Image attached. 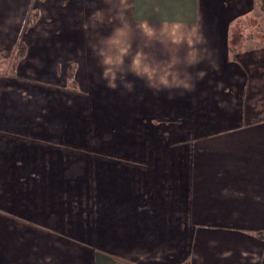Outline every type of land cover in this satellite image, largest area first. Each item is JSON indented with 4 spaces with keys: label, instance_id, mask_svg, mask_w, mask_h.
Returning a JSON list of instances; mask_svg holds the SVG:
<instances>
[{
    "label": "crops",
    "instance_id": "0c3cea01",
    "mask_svg": "<svg viewBox=\"0 0 264 264\" xmlns=\"http://www.w3.org/2000/svg\"><path fill=\"white\" fill-rule=\"evenodd\" d=\"M233 2L238 0H0L3 17L15 5H23V14L31 6L37 8L35 21L18 35L26 53L49 57L65 46L67 53L79 50L78 61L89 60L90 68L117 69L118 73L133 70V74L127 73L133 77L125 83L131 91L126 99L151 100V90L160 83L156 90L170 111L179 106L168 102L171 96L166 94L171 92L191 94L180 98L184 100L181 107L187 113L195 110V116L224 115L232 108L230 102L239 101L240 123L195 125V130L175 131L174 138L158 133L163 145L158 144L157 156L160 147L175 143L177 137L188 144L175 153L179 163L175 178H167L174 181V187L158 184V174L147 183L154 188L138 195L134 190L122 193L135 177L127 178L125 185H110L108 192L102 186V200L114 190L116 203L96 214L94 240L88 235L94 228L91 222L87 234L81 231V240L92 241L97 249L87 250L80 244L79 264H264V42L248 46L245 40L241 47L233 43L231 22L238 16L232 17L237 7L231 15L226 9ZM173 86L175 89H169ZM189 101H195V107L188 108ZM35 106L42 107L40 103ZM178 132L186 135L181 137ZM119 135L114 131L96 144V150L102 152L94 162L96 180L102 184L108 182L109 173V183L114 177L121 180L130 164H138L137 155H142L130 152L128 140ZM144 147L151 148L154 160L153 142L147 141ZM90 162L81 160L76 165L78 172L64 175L88 180ZM50 169L53 171L51 165ZM59 174L40 176L48 181ZM141 196L149 198L155 214L184 211L191 213L193 222L183 225L186 232L177 233L174 242L143 243V230L159 240L163 229L154 221L137 225L134 201ZM111 208L117 209L112 215ZM140 247L144 254H139ZM63 260L73 264L70 250L65 249ZM5 261L55 263L37 249Z\"/></svg>",
    "mask_w": 264,
    "mask_h": 264
},
{
    "label": "rangeland",
    "instance_id": "374dc122",
    "mask_svg": "<svg viewBox=\"0 0 264 264\" xmlns=\"http://www.w3.org/2000/svg\"><path fill=\"white\" fill-rule=\"evenodd\" d=\"M236 7L237 12L233 14ZM226 9L230 11L228 15L239 16L231 22L233 43L241 47L245 40L248 46L255 41L264 42L261 0H238ZM22 10L23 5H15L5 17L0 16V249L3 250H0V264H9L6 258L15 260L18 254L31 249L50 255L54 264H64L63 253L65 249L70 250L73 264H79L80 244L87 250L97 249L92 241L81 240V231L87 234L86 227L91 222L94 228L88 235L94 240L97 236L96 214L116 203L114 190L102 200V186L108 192L110 185H125L127 178L135 177L134 182L124 186L122 193L127 195L129 190H134L138 195L148 187L154 188L153 184L148 186L147 183L153 182L150 179L158 174V184L170 188L174 181H167V178H175L174 171L179 164L175 153L179 147L182 151L188 144H183L182 138L177 137L175 143L160 147L161 156H157L159 145H163L157 139L158 133L174 138L175 131L195 130V125L240 123L237 116L239 101L230 102L232 108L225 114L222 112L224 115L195 116V110L187 113L181 107L184 100L180 98L191 94L171 92L166 94L172 97L168 102H177L179 106L173 107L176 111H170V107L164 106L167 101L160 99L163 95L156 90L160 83L151 90V100L126 99L131 91L125 83L133 77L127 73L133 74V70L122 73L120 69L118 73L117 69L90 68L89 60L78 61L79 50L67 53L62 46L49 57L39 53L24 52L20 57L14 52L6 53V50L17 48L21 39L18 35L23 29L30 28L37 17V8L33 6L24 14ZM31 34L30 40L33 39ZM139 74L135 76L144 77ZM169 89H175V86ZM39 98L41 101H37ZM38 103L42 107L35 106ZM188 103V108L195 107V101ZM233 113L237 117L229 116ZM114 131H119V136L128 140L126 147L130 152H141L142 155H137V161L129 160L138 164H130L121 180L114 177L109 183V173L108 182L102 184L96 180L94 162L102 154L96 150V144ZM178 133L181 137L186 135ZM147 141L153 142L154 160L150 157L151 148L144 147ZM86 158L91 161L88 180L70 179L67 175L78 172L77 163ZM44 161L47 166L43 165ZM51 172L60 173L59 178L47 181L40 176ZM83 189L87 190L85 194ZM134 206L137 225L154 221L163 229L159 240L143 230V243L174 242L177 233L186 232L183 225L193 222L191 213L184 211L161 210L155 214L147 197L136 198ZM112 208L111 215L117 211ZM140 248L139 254H144L143 247ZM151 250L157 252L155 246ZM150 254L147 252V257L153 259Z\"/></svg>",
    "mask_w": 264,
    "mask_h": 264
},
{
    "label": "trees",
    "instance_id": "16d2710c",
    "mask_svg": "<svg viewBox=\"0 0 264 264\" xmlns=\"http://www.w3.org/2000/svg\"><path fill=\"white\" fill-rule=\"evenodd\" d=\"M261 8H264V0H261ZM263 38H264V32H263ZM23 43H24L23 40H19L16 46L17 48H15L13 51L6 50V53L14 52V55L16 57H20V55H23V53L26 52V46H24L25 44Z\"/></svg>",
    "mask_w": 264,
    "mask_h": 264
}]
</instances>
